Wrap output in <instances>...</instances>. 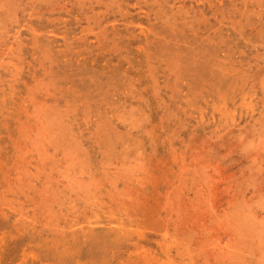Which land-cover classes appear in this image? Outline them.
<instances>
[{
    "label": "rangeland",
    "instance_id": "obj_1",
    "mask_svg": "<svg viewBox=\"0 0 264 264\" xmlns=\"http://www.w3.org/2000/svg\"><path fill=\"white\" fill-rule=\"evenodd\" d=\"M0 264H264V0H0Z\"/></svg>",
    "mask_w": 264,
    "mask_h": 264
}]
</instances>
